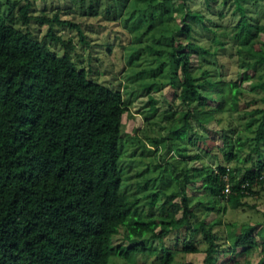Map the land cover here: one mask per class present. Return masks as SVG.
I'll use <instances>...</instances> for the list:
<instances>
[{"label":"trees","instance_id":"trees-1","mask_svg":"<svg viewBox=\"0 0 264 264\" xmlns=\"http://www.w3.org/2000/svg\"><path fill=\"white\" fill-rule=\"evenodd\" d=\"M22 1L0 14V264H110L114 255L127 260L149 253L146 239L161 248L152 264H175L178 252L203 253L202 264H218L219 257L228 264L239 249L257 247V238H264V216L257 237L249 225L223 223L219 215L228 207L246 210V199L264 192V0H204L231 10L235 22L221 31L192 10L194 0H146L147 9L129 0L127 9L133 11L122 19L124 26L132 35L151 34L156 42L149 47L157 63L149 69L154 74L146 89L168 85L186 107L163 137L151 138L156 146L168 141L167 152L181 157L167 163L175 177L148 194L147 183L139 182L136 192H146L142 197L122 189L119 144L128 107L121 89L97 82L78 64L75 37L55 34L58 28L75 32L78 43L92 50L80 23L59 13L35 16L33 0ZM78 1L86 12L71 10V18H100L99 0L89 1L86 9L87 2ZM111 1L105 13L121 14L118 5L126 0ZM55 45L62 49L55 51ZM129 47L135 51L133 44ZM219 51L252 72L245 77L252 85L249 99L236 75L225 78L204 67L207 56L224 67L226 54ZM149 102L154 112V101ZM231 113L239 118L236 145L225 129L218 149L204 134L213 135L210 123ZM190 118L202 130L194 129L196 138L188 132ZM184 142L187 147L181 148ZM192 145L195 154L189 155ZM212 154L213 168L200 160ZM198 183L206 199L191 209L186 187ZM157 192L164 196L159 221L142 208L153 207ZM121 228L127 229V244L115 248L111 239ZM260 252L256 263L245 264H264V242Z\"/></svg>","mask_w":264,"mask_h":264},{"label":"rangeland","instance_id":"rangeland-1","mask_svg":"<svg viewBox=\"0 0 264 264\" xmlns=\"http://www.w3.org/2000/svg\"><path fill=\"white\" fill-rule=\"evenodd\" d=\"M15 1L22 0H0V14L8 13L9 7ZM87 2L84 7L88 6V2H95L96 0H84ZM138 8L147 9L146 0H138ZM34 9L32 10L35 16H41V14L53 15L59 13L61 19H72L81 24L84 29L85 34L88 36L87 40L92 45V50L87 46H82L78 43V38L75 32H70L68 29L58 28L55 30L56 35L64 34L65 38H73V43L75 44L76 54H73L75 60L78 64L86 68L91 72V77L96 79L99 83H104L110 87H117L121 89L123 98L127 104L128 111L122 116L121 123V142L119 144L121 150L120 158V171L122 173V189L128 194L136 193L137 197H142L143 194H148L149 192L158 191L164 183L169 184L167 179L174 178L175 172L172 171L171 166L168 165L172 161L180 160L181 157L174 153L172 150L167 152V142L161 143L159 145H153L151 138L163 137L167 133V127L171 126L179 115L180 112L185 111L186 107L179 100L175 89H172L168 85L155 84L150 90H147V84L152 83L154 73H149V69L156 65L155 52H151L149 47H152L154 38H151V34H133L130 32L128 27H125L123 20L126 17L128 11L127 6L129 0H126L122 5L119 3V8L121 9V14H116L114 12L105 13L103 7L112 1L99 0V5H94V9L98 11V17L80 19L71 18L69 11L80 15L83 12L81 9V3L78 0H33ZM22 3H24L22 1ZM12 7V6H11ZM15 8V6H14ZM192 10L200 11L207 18H210L209 24L215 26L219 24L218 28L221 31L223 28H229L234 22L231 10L229 8H218L210 1L208 4L204 0H194L191 4ZM8 11V12H7ZM130 12L133 8H130ZM128 11V12H129ZM222 11L223 16H219L217 13ZM17 9H13V15L16 16ZM103 14V15H101ZM119 15H123L122 18ZM79 17V16H77ZM116 19V21H114ZM46 28L39 30L38 36L42 38L45 35ZM157 37V36H156ZM207 44H210L208 34L202 35ZM132 40H131V39ZM130 40V42L128 41ZM133 44L135 51L129 46ZM121 47V48H120ZM62 46L55 45V51H60ZM160 50V48H157ZM224 55L221 59L223 68L220 62H216L213 56L205 57L203 61L204 67H209L213 74L217 76L222 73L225 78H230L236 75L237 80L240 81V87L249 96L245 99H249L252 95V85L251 81L246 80V75H251V71H246L244 68L238 66V61L234 60L232 56L223 51H219ZM130 53V58H127V54ZM152 76V77H151ZM162 81L163 79H158ZM150 98L154 101V107L156 108L154 112H150L151 102ZM216 119H220L219 123L211 122L209 129L213 130V135L204 134L206 137L210 138L212 142L222 149V144L220 140L222 130H227L228 135L231 136L232 143L236 142L235 128L239 125V118L237 114H223L222 116H217ZM192 123V131H188L189 134L196 138L198 133L194 132L196 128L199 133L202 132L198 128V124L190 118ZM177 143V141L175 142ZM184 144V146H183ZM186 143H179V146L186 148ZM196 146H188L187 153L189 155L195 154ZM199 149V148H198ZM203 164L215 167L217 162L216 158L212 155H203L200 159ZM157 163L159 167L156 166ZM168 163V164H167ZM182 165V163H181ZM225 167L235 168V162H225L223 164ZM137 174L139 176L137 177ZM153 179V180H152ZM149 180V181H148ZM148 181V182H147ZM147 183L146 192H136L138 189V183ZM198 184H189L187 189V195L189 200V207L192 209L196 207L199 201H205V192L199 188ZM127 189V190H126ZM139 190V189H138ZM258 191V188H257ZM142 192V193H141ZM131 196V195H130ZM156 202L152 208L148 205L143 206V214L146 216H155L156 220L162 219L163 212L161 209V202L163 201V193L157 192ZM248 207L246 210H236L232 211L228 207V212L220 214L221 221L234 222L238 225H249L253 233L257 234L262 224H258L262 221L264 216V192L255 194L246 199ZM158 217V218H157ZM209 219H207L208 221ZM159 229H157V232ZM127 234L126 228H121L119 234L112 237L111 243L116 248L118 246L126 245L127 242L124 237ZM164 239L163 243H165ZM264 242V238H257V247L248 248L246 251L239 249L236 255H231L226 259L228 264L234 262V264H245L246 262L256 263L260 257V244ZM147 246V254H134L131 255L127 260L114 255L110 261V264H152L155 258V251H160L161 248L158 243H154L148 239L144 241ZM172 251H177L169 245ZM178 249V248H177ZM143 255V256H142ZM175 264L181 262H190L192 264H202L204 259V254H188L186 256L180 255V253H175L173 255ZM223 257H219L218 264L225 263Z\"/></svg>","mask_w":264,"mask_h":264},{"label":"built area","instance_id":"built-area-1","mask_svg":"<svg viewBox=\"0 0 264 264\" xmlns=\"http://www.w3.org/2000/svg\"><path fill=\"white\" fill-rule=\"evenodd\" d=\"M227 187H228V186H227ZM227 187H226V189H225L226 191H228V190H227Z\"/></svg>","mask_w":264,"mask_h":264}]
</instances>
